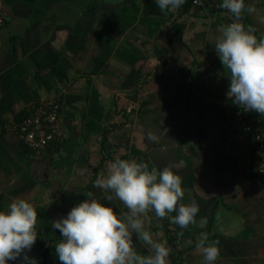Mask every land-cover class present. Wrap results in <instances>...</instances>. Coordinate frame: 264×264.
I'll list each match as a JSON object with an SVG mask.
<instances>
[{"label":"crops","instance_id":"0c3cea01","mask_svg":"<svg viewBox=\"0 0 264 264\" xmlns=\"http://www.w3.org/2000/svg\"><path fill=\"white\" fill-rule=\"evenodd\" d=\"M187 1L161 12L156 0H0V120L14 121L43 97L60 107V135L43 149L0 131V211L15 198L36 208L37 239L26 251L37 264H61L55 246L63 237L51 222L86 194L127 212L94 186L117 157L149 170L172 166L182 177L180 203H198L197 223L183 230L170 222L175 212L141 216L154 241L176 236L179 264H208L196 247L202 232L207 243L219 241L212 264H264L256 150L236 128L230 71L210 43L233 16L222 0ZM245 4L258 11L243 12L241 22L259 39L264 0ZM133 243L150 254L135 234ZM23 255L7 264H26Z\"/></svg>","mask_w":264,"mask_h":264},{"label":"clouds","instance_id":"9594fccd","mask_svg":"<svg viewBox=\"0 0 264 264\" xmlns=\"http://www.w3.org/2000/svg\"><path fill=\"white\" fill-rule=\"evenodd\" d=\"M184 2L156 0L161 12L178 10ZM220 7L232 14L233 21L210 43L214 44L222 65L230 71L227 96L233 104L264 115V36L258 39L256 29L251 25L246 29L241 22L243 12L253 14L258 10L246 5L245 0H222ZM259 22L264 24V16L259 17ZM107 173L106 177L99 176L94 186L108 191V200L113 199L114 193L127 212L118 215L112 207L86 194L89 198L73 206L66 217L51 222V227L63 237L55 246L61 264H168L171 249L167 241H154L141 216L154 210L163 219L175 212L170 222L181 230L197 223L198 203L194 199L189 204L180 203L184 196L181 175L172 166L149 170L147 163L119 157L108 163ZM36 222V208L21 198H15L7 212L0 211V264L16 260L22 253L26 264H37L27 255L37 239ZM207 223L204 216L198 226L203 229ZM134 234L149 255L137 253ZM201 237L196 247L212 264L219 255L216 246L219 241L207 243L206 232Z\"/></svg>","mask_w":264,"mask_h":264},{"label":"built area","instance_id":"2783aa9c","mask_svg":"<svg viewBox=\"0 0 264 264\" xmlns=\"http://www.w3.org/2000/svg\"><path fill=\"white\" fill-rule=\"evenodd\" d=\"M192 3L200 5L201 0H192ZM2 22L3 15L0 11V25ZM59 110L60 107L56 98H40L33 105L31 112L21 120L0 123V131L2 129L13 131L30 148L43 149L60 135L57 124ZM259 115L240 106L236 128L243 135L245 141L250 143L258 153V180L264 187V115Z\"/></svg>","mask_w":264,"mask_h":264},{"label":"trees","instance_id":"16d2710c","mask_svg":"<svg viewBox=\"0 0 264 264\" xmlns=\"http://www.w3.org/2000/svg\"><path fill=\"white\" fill-rule=\"evenodd\" d=\"M188 3L187 0H185V3ZM31 109L32 108H28L26 110H22L20 111L17 115H16V118L14 119V121H19L21 120L24 116L28 115L30 112H31ZM260 116V115H259ZM258 117V116H256ZM1 119V118H0ZM7 121L3 122L2 120H0V123H6ZM255 168H256V172H257V159H258V153L257 151H255ZM257 176H258V173H257ZM61 236V234L59 235V237ZM176 236L173 235V234H168L167 235V247H169L171 249L170 253H169V258L172 262V264H179V253L177 252V250L175 249V246H174V241L176 240L175 239Z\"/></svg>","mask_w":264,"mask_h":264}]
</instances>
